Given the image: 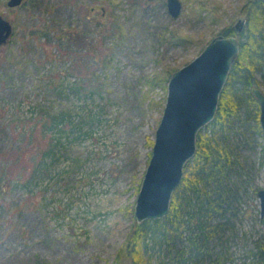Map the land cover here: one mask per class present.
Returning a JSON list of instances; mask_svg holds the SVG:
<instances>
[{"label": "rangeland", "instance_id": "rangeland-1", "mask_svg": "<svg viewBox=\"0 0 264 264\" xmlns=\"http://www.w3.org/2000/svg\"><path fill=\"white\" fill-rule=\"evenodd\" d=\"M6 1L0 264H116L165 105L156 75L245 16L246 0H181L176 16L167 0ZM255 75L264 90V71ZM239 111L222 131L232 210L211 240L214 255L232 256L226 264H249V249L264 246V131Z\"/></svg>", "mask_w": 264, "mask_h": 264}, {"label": "trees", "instance_id": "trees-1", "mask_svg": "<svg viewBox=\"0 0 264 264\" xmlns=\"http://www.w3.org/2000/svg\"><path fill=\"white\" fill-rule=\"evenodd\" d=\"M240 12L245 15L241 30L228 22L218 32L239 37V54L221 89L215 116L197 133L196 152L184 166L169 212L159 218L134 220L116 254V264H226L232 258L227 249L214 255L211 248V240L221 227L216 217L232 210L233 188L228 175L234 158L222 131L234 118L240 119L241 107L246 118L262 130L258 107H250L258 102L251 89L252 85L259 86L255 73L264 71V0H246ZM171 72L156 75L165 88ZM250 255L249 264H264V246L249 249Z\"/></svg>", "mask_w": 264, "mask_h": 264}, {"label": "water", "instance_id": "water-1", "mask_svg": "<svg viewBox=\"0 0 264 264\" xmlns=\"http://www.w3.org/2000/svg\"><path fill=\"white\" fill-rule=\"evenodd\" d=\"M22 0H7L10 6ZM172 16L182 10L181 0L166 1ZM245 18L234 23L237 31L244 27ZM13 25L0 15V44L12 32ZM235 34L213 35L197 55L172 70L167 79L162 116L157 124L151 154L135 199L136 221L159 218L167 214L171 198L181 183L186 162L197 149L198 131L215 116L221 89L227 81L232 63L240 50ZM259 103V121L264 131V90L251 87ZM261 213L264 214V187L257 189Z\"/></svg>", "mask_w": 264, "mask_h": 264}]
</instances>
